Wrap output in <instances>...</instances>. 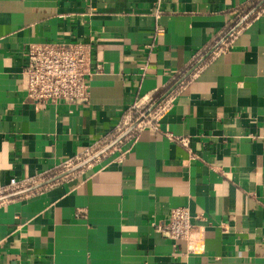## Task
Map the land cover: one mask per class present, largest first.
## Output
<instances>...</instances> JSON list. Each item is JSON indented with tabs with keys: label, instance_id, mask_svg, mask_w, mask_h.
<instances>
[{
	"label": "crops",
	"instance_id": "crops-1",
	"mask_svg": "<svg viewBox=\"0 0 264 264\" xmlns=\"http://www.w3.org/2000/svg\"><path fill=\"white\" fill-rule=\"evenodd\" d=\"M48 41L91 43L86 103L25 98L24 53ZM158 101L0 200V264H264V0H0V184L65 173ZM177 206L199 254L156 230Z\"/></svg>",
	"mask_w": 264,
	"mask_h": 264
},
{
	"label": "built area",
	"instance_id": "built-area-1",
	"mask_svg": "<svg viewBox=\"0 0 264 264\" xmlns=\"http://www.w3.org/2000/svg\"><path fill=\"white\" fill-rule=\"evenodd\" d=\"M222 40L219 50L225 48ZM25 64L21 70L25 98L38 104L79 105L86 103L89 97V80L98 69L93 67L92 45L86 41H48L28 45L25 51ZM135 106V105H134ZM138 106H135L137 109ZM164 107H162V110ZM139 117L149 121L159 112H151ZM123 129V127L120 128ZM184 146H188L186 137H174ZM65 168L72 166L65 163ZM45 173L25 179L12 177L6 184H0V197L36 185L44 180ZM156 230L174 243L183 242L185 254L202 252V235L193 222V215L187 206L170 209L165 221L155 225Z\"/></svg>",
	"mask_w": 264,
	"mask_h": 264
},
{
	"label": "water",
	"instance_id": "water-1",
	"mask_svg": "<svg viewBox=\"0 0 264 264\" xmlns=\"http://www.w3.org/2000/svg\"><path fill=\"white\" fill-rule=\"evenodd\" d=\"M161 100H162V99H161ZM158 103H159V101H158L157 103H155L151 108H149L148 110H146V111L143 113V115L145 116L146 114H148V113L151 111V109H153ZM141 120H142V117H139L135 123H133L129 128H127V129H126L121 135H119V136H118L113 142H111L109 145H107L106 147H104L101 151H99L98 153H96L95 155H93L92 157H90L89 159H87L86 161H83V162L77 164L76 166H74L73 168L67 170L65 173H63V174H61V175H59V176H57V177H55V178H53V179H50V180H48V181H44V182H42V183H39V184L33 185V186L29 187V188H25V189L20 190V191H17V192L8 193V194H6V195H3V196L0 197V200L7 199V198H10V197H13V196L20 195V194H22V193L28 192V191H30V190H33V189H35V188H37V187H40V186H42V185H44V184L50 182V181H52V180H54V179H56V178H58V177H61V176L65 175V174H67V173H69V172H72V171L78 169L79 167L85 165L87 162H89V161H91L92 159H94L96 156H99L102 152H104V151H106L107 149H109V148H110L111 146H113L117 141L121 140V139H122V138H123V137H124L129 131H131V130H132V129H133V128H134V127H135V126L141 121Z\"/></svg>",
	"mask_w": 264,
	"mask_h": 264
}]
</instances>
